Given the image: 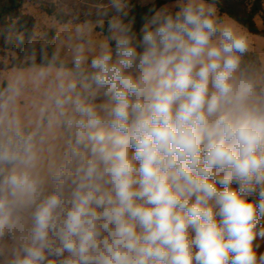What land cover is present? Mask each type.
Segmentation results:
<instances>
[{"label":"clouds","instance_id":"9594fccd","mask_svg":"<svg viewBox=\"0 0 264 264\" xmlns=\"http://www.w3.org/2000/svg\"><path fill=\"white\" fill-rule=\"evenodd\" d=\"M111 5L34 120L0 106V264H264L247 36L215 0L154 5L138 31Z\"/></svg>","mask_w":264,"mask_h":264},{"label":"rangeland","instance_id":"374dc122","mask_svg":"<svg viewBox=\"0 0 264 264\" xmlns=\"http://www.w3.org/2000/svg\"><path fill=\"white\" fill-rule=\"evenodd\" d=\"M148 1L152 0L140 2ZM126 3L131 7V0H126ZM46 9H52L61 19L57 20L55 15H49ZM23 11L36 19L38 37H42L47 28L55 31L58 60L69 63L72 60L74 45L90 40L95 47L106 39L98 28L115 15L111 0H28ZM219 14L222 19L235 24L247 36L249 52L258 55L261 66H264V38L249 33L228 16L220 12ZM2 60L4 58L0 55V61ZM60 70L61 68L48 66L0 71V82L5 81L10 85L7 92L0 93V106H6L8 113L17 115L24 124L34 120L46 101L47 92L54 87L53 82ZM41 72H47L48 76L42 78ZM261 251H264V247Z\"/></svg>","mask_w":264,"mask_h":264},{"label":"trees","instance_id":"16d2710c","mask_svg":"<svg viewBox=\"0 0 264 264\" xmlns=\"http://www.w3.org/2000/svg\"><path fill=\"white\" fill-rule=\"evenodd\" d=\"M28 0H0V71L10 69L71 68L72 64L58 60L55 49L56 33L47 28L42 37L36 35V19L23 11ZM172 0H152L146 3L134 1L128 10L135 17L134 30L141 26L142 16L154 5L159 7ZM218 11L234 20L249 33L264 38V0H215ZM49 15L61 17L52 9H46ZM128 22V21H126ZM106 29L107 22L103 24ZM98 31L107 35L101 27ZM245 61L255 67L261 66L258 55L248 52ZM10 85L0 82V93L7 92Z\"/></svg>","mask_w":264,"mask_h":264},{"label":"crops","instance_id":"0c3cea01","mask_svg":"<svg viewBox=\"0 0 264 264\" xmlns=\"http://www.w3.org/2000/svg\"><path fill=\"white\" fill-rule=\"evenodd\" d=\"M134 1L138 2V3H141L140 1L141 0H131V2L133 3Z\"/></svg>","mask_w":264,"mask_h":264}]
</instances>
